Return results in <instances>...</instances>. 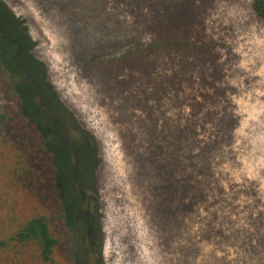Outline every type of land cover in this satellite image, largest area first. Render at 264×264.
<instances>
[{"label":"rangeland","instance_id":"rangeland-1","mask_svg":"<svg viewBox=\"0 0 264 264\" xmlns=\"http://www.w3.org/2000/svg\"><path fill=\"white\" fill-rule=\"evenodd\" d=\"M0 6L19 23L2 29L4 37L14 34V41L7 39L15 54L28 56L37 67L33 81L47 85L35 96L46 94L69 117L58 127L60 137L45 136L65 192L60 260L264 264V19L251 0H0ZM177 17L191 18L188 33L177 30L192 46L160 50L156 65L164 83L170 75L182 78L175 90L182 99L173 91L159 98L150 92L147 106L136 105L138 90L108 87L107 69L92 64L93 55H118L135 39L148 40L150 23L164 21L168 30ZM210 93L217 99L204 98ZM191 97L203 104L200 137L203 123L218 124L227 139L208 159L196 154L184 126ZM88 134L97 149L93 171L83 164L90 154L76 161L70 151ZM193 151L214 189L190 210L184 174ZM14 199L24 202L0 184V218ZM92 228L100 231L97 246Z\"/></svg>","mask_w":264,"mask_h":264},{"label":"trees","instance_id":"trees-1","mask_svg":"<svg viewBox=\"0 0 264 264\" xmlns=\"http://www.w3.org/2000/svg\"><path fill=\"white\" fill-rule=\"evenodd\" d=\"M251 5L254 12L264 19V0H251ZM172 20L168 30L169 24L164 21L150 23L152 32L148 40L137 38L118 55L103 58L93 55L92 64L96 63L102 70L107 69L108 87H116L123 92L131 87L138 90V95H133V104L136 105L147 106L146 98L151 95L150 92L153 97L159 98L173 91L178 102L182 99V95L175 91L176 87L182 88V78L178 74L170 75L168 83H164L166 80L160 77L156 65L160 50L184 51L192 46L189 44L190 37L180 35L177 30L178 27L188 33L193 26L191 18L177 17ZM17 24L14 15L7 16L0 6V91L6 96V100L0 101V184L16 194L20 193L24 201L22 204L14 199L6 203L4 215L0 218V264H76L71 259L58 258L65 236V192L57 176L56 154L45 140L47 134L54 133L60 137L62 134L58 127L69 117L64 114L66 110L63 112L57 107V102L55 105L49 97L45 99L46 94L40 95V98L35 96L34 90L40 92L47 87L46 83L43 80L33 81L31 73L37 67L28 56L15 54L13 44L7 39H14V34L7 31L9 37H4V30L8 27L9 31L15 30ZM200 75L205 84H215L213 78L208 80V77ZM32 84L40 88L32 87ZM204 98L214 101L217 94H204ZM191 99L193 111L187 116L184 126L195 148H199L196 154L208 159L212 149H218L227 139L219 133L218 124L208 126L203 123L201 128L206 133L200 137L196 126L204 119L201 117L204 116L203 104L195 97ZM225 122L230 131V120ZM78 144L79 147L74 145L70 148L72 157L77 161L81 153L90 154V159H85L83 164L93 171L97 163L93 136L81 137ZM197 155L194 151L190 154L191 166L184 174L183 199L185 207L190 210L195 207L196 200L208 198L207 188L214 189L203 178L201 163L194 162ZM217 191L220 192L219 189ZM95 220L96 217L94 223ZM95 228H92L94 237L91 242L97 246L100 231H95Z\"/></svg>","mask_w":264,"mask_h":264}]
</instances>
